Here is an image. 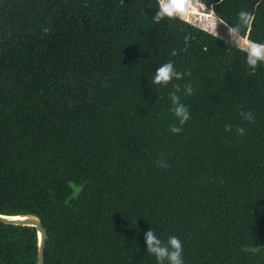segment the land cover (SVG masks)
Listing matches in <instances>:
<instances>
[{"label":"trees","instance_id":"obj_1","mask_svg":"<svg viewBox=\"0 0 264 264\" xmlns=\"http://www.w3.org/2000/svg\"><path fill=\"white\" fill-rule=\"evenodd\" d=\"M198 1L228 28L248 12L238 35L264 43V0ZM158 10L0 0V213L41 219L43 264H157L150 229L182 241L184 264H264V63L253 74L243 48ZM168 61L185 75L154 84ZM37 244L0 220V264H35Z\"/></svg>","mask_w":264,"mask_h":264},{"label":"clouds","instance_id":"obj_2","mask_svg":"<svg viewBox=\"0 0 264 264\" xmlns=\"http://www.w3.org/2000/svg\"><path fill=\"white\" fill-rule=\"evenodd\" d=\"M188 0H159V10L153 17V20L156 23H159L165 16H182L186 13L187 9L185 7ZM239 20L242 22L241 25H236L228 28V32L233 36H237L242 27L249 26L252 21V16L245 11L239 13ZM47 31V29L45 30ZM188 37L185 36L187 41ZM243 51L246 52V64L252 70V73L255 74L256 68L260 63H264V43L247 40L245 41ZM177 54L176 50L172 51V55ZM185 74L176 71L174 67V62L168 61L161 64L156 68L155 76L153 78V83L156 85L166 86L173 79L179 80ZM175 91L169 93V100L172 104V112L178 120L177 124H171L169 126V131L173 134H179L183 131V125L191 118L190 111L185 104L181 102L180 96L178 93L181 91L180 85H173ZM194 89L191 84H188L184 88V92L187 95H191ZM240 115L243 119L249 123L253 122L255 117L251 111H242ZM232 125H226L225 131H231ZM236 133L243 136L245 134V129L243 127L236 128ZM157 165L160 167H167V164L162 160L156 161ZM145 242L147 246V253L154 255L157 261V264H165V261L168 264H184L183 261V245L182 241L175 235L169 236L167 241L161 240L154 233L152 229L145 232Z\"/></svg>","mask_w":264,"mask_h":264},{"label":"rangeland","instance_id":"obj_3","mask_svg":"<svg viewBox=\"0 0 264 264\" xmlns=\"http://www.w3.org/2000/svg\"><path fill=\"white\" fill-rule=\"evenodd\" d=\"M185 7L187 11L181 16L182 18L212 32L221 38L233 42L241 48L244 47L245 41L242 40L239 35L233 37L228 32V27L221 20H219L204 4L198 0H188Z\"/></svg>","mask_w":264,"mask_h":264},{"label":"water","instance_id":"obj_4","mask_svg":"<svg viewBox=\"0 0 264 264\" xmlns=\"http://www.w3.org/2000/svg\"><path fill=\"white\" fill-rule=\"evenodd\" d=\"M0 220L4 223L15 224V225H28L35 227L37 231L38 244H37V257L35 264L44 263V251H45V240L47 233L43 227L41 219L33 214H18V215H6L0 213Z\"/></svg>","mask_w":264,"mask_h":264}]
</instances>
